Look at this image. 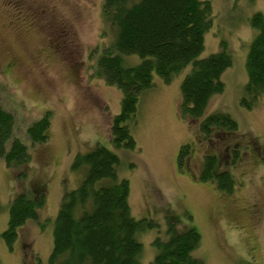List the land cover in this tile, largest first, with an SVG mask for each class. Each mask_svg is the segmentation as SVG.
<instances>
[{"label":"rangeland","instance_id":"374dc122","mask_svg":"<svg viewBox=\"0 0 264 264\" xmlns=\"http://www.w3.org/2000/svg\"><path fill=\"white\" fill-rule=\"evenodd\" d=\"M103 2L0 0V105L14 116L12 136L30 153L20 180L23 176L0 158V264H51L55 215L65 191L75 189L83 174L71 165L96 143L119 158L132 216L154 226L137 234L141 264L152 260V241L166 237L173 221L200 233L191 254L205 264H264V93L250 109L240 103L248 79L247 50L256 32L249 19L257 11L264 17V0H210L212 24L198 57L225 45L231 64L221 74L224 88L191 121L181 111L180 89L190 64L170 82L154 72L152 84L138 97L130 148L111 142L109 124L121 109L122 92L97 71V58L114 39ZM124 58L132 65L140 61L135 54ZM217 111L229 113L237 129L205 140L200 121ZM47 112L49 137L31 144L27 127ZM185 143L190 154L178 167L176 155ZM226 152L229 163L223 160ZM208 153L222 155L220 162L235 177L230 192L198 177ZM34 188L44 196L38 218L27 220L8 248L1 233L9 204L19 191L31 196Z\"/></svg>","mask_w":264,"mask_h":264},{"label":"trees","instance_id":"16d2710c","mask_svg":"<svg viewBox=\"0 0 264 264\" xmlns=\"http://www.w3.org/2000/svg\"><path fill=\"white\" fill-rule=\"evenodd\" d=\"M211 13L210 0H104L103 15L114 39L97 58V71L104 81L122 92L121 109L109 124L114 147L134 146L132 127L138 97L152 84L154 72L170 82L173 74L190 64L180 89L181 111L191 121L200 118L210 97L224 88L221 74L231 64L225 45L204 58L198 57L204 46V32L212 24ZM249 20L256 32L247 50L248 79L240 100L248 109L264 93V17L257 11ZM127 54L138 55L140 61L126 63ZM49 116L47 112L27 127L31 144L48 139ZM200 122L205 140L215 133L237 129V122L222 111L208 114ZM13 126V114L0 105V158L16 170L14 175L23 176L16 178L20 180L26 175L27 168L25 171L22 166H28L30 153L23 141L12 136ZM189 152L190 144L185 143L176 155L178 167L183 166ZM227 153L223 160L229 163ZM221 156L205 155L198 177L230 192L236 181L220 162ZM118 164L117 155L99 143L75 156L71 168L83 174L75 189L65 191L55 215L48 259L51 264H141L142 246L137 234L154 226L146 218L136 219L130 213L129 182L119 177ZM43 203L40 188H34L31 196L19 191L12 198L7 226L1 233L8 248L22 225L38 218V207ZM166 234L157 235L152 241L155 253L149 264H205L191 254L200 240V233L193 226L178 227L173 221Z\"/></svg>","mask_w":264,"mask_h":264}]
</instances>
